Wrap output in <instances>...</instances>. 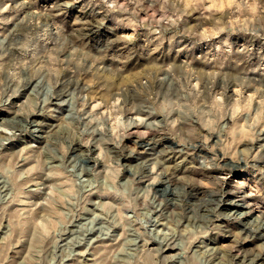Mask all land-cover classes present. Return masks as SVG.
Masks as SVG:
<instances>
[{
    "label": "rangeland",
    "instance_id": "1",
    "mask_svg": "<svg viewBox=\"0 0 264 264\" xmlns=\"http://www.w3.org/2000/svg\"><path fill=\"white\" fill-rule=\"evenodd\" d=\"M20 2L21 0H0V5L12 4V8L0 16V19L16 18L12 25L5 27L11 28L27 10L16 9ZM56 2L63 6L59 9L61 14L57 21L64 22L68 30H71L70 21L74 19L93 21V25L83 34L86 41L92 42L88 48L93 50V55L99 54L101 48L107 55L101 62L104 70L102 75L94 69L85 74V69H79L75 65L61 68L64 57L48 54L55 47L53 31L50 29L45 34L46 40L35 41V55L41 60H47L45 78L54 95L46 101L35 87H31L7 99L9 108L13 109L30 102L34 94L39 95L41 100L24 121L25 131L9 140L0 150V169L15 166L14 173L0 174V220L3 223V227H0V239L10 230L16 234L13 242L21 233L25 238L23 243L8 253L9 264H13V258L18 254L23 256L28 251L27 238L32 232L31 219L41 214L56 215L68 209L74 213L66 218L68 222L59 234L37 240L36 250L42 255L34 256V259L39 260L40 264H49L53 257L56 258V264H61V260L63 264H95L92 256L113 245L116 237L125 231L123 227L109 226L106 233L101 229V225L106 223L103 220L95 222V230L84 226L92 220L94 212L99 213L102 208L119 202V197L113 193L114 186L130 191L134 188L145 190L147 186L144 181L133 184L131 180H125L126 174L128 177L139 175L140 162L137 161V167L134 168L123 163L124 160L135 159L134 156L122 154L118 162L108 152H93L84 147L81 134L71 126L64 127L67 122L77 120L74 109L79 105L76 102L71 106L59 102L69 95H85V83L89 86L93 100L106 93L110 94V89L114 86L111 82L116 79V72H109L108 69L118 65V71L128 72L129 68L136 65V68L143 71L136 72L133 69L128 73L129 77L139 79L145 72L155 74L150 77L151 85L148 90L155 91L157 95L170 94L172 98H176L182 94L186 78L193 75L203 78L205 72L222 67L227 73V98L217 101L219 110L223 111V105L229 102L228 98L235 95L232 89L236 84L233 81L238 79L242 83V97H247L243 110L251 111L257 121L264 120V106L258 103L264 98V91H260L264 89V28L259 30V34H253L255 29L248 31V25L237 20L229 23L230 30L227 31H216V27H222L221 24L208 31H201L202 26L209 25L211 21L205 19L207 11H202L195 0H186L182 11L180 6L172 3L144 0L141 7L135 9L138 14H133L134 6H129L127 12L109 10L105 14L102 6L90 4L89 0ZM119 3L123 4L124 0H119ZM34 6L37 10H42L40 0H36ZM216 12L223 15L224 5L217 7ZM251 12L255 14L256 7ZM238 25H243L245 30L238 31ZM93 45L97 47L93 49ZM159 75H164L167 79L162 81L158 78ZM127 82L128 77H125L122 86ZM221 83L220 80L216 81L218 88ZM236 108L239 109L240 105L237 104ZM11 117V111L0 107V120H10ZM255 130L259 132L258 128ZM176 131L184 135L188 129ZM163 135L160 134L161 137ZM260 135L264 136V133ZM222 140V136H217L211 144L213 149L218 150L216 160H213V151L198 143L193 152L182 158L184 162L203 160L206 166L210 165L204 172L208 179L223 177L215 195L209 192L207 186L196 189L198 193L211 195L216 205V214L212 218L211 231L196 240L191 245L192 250L204 253V264H217L221 257H224L223 264H264V248L261 247L264 246V160H252L248 163L241 161L236 164L234 157L229 158L224 150ZM157 142L176 144L177 149L182 147V144L177 143L175 131L168 134L167 141L158 139ZM259 143H264V140ZM61 145L64 146L63 150ZM19 152H23L24 158L17 161L14 157ZM136 152L140 156H148L147 148L136 146ZM172 159L176 157L173 156ZM33 166L36 171L26 175L24 179H16L18 174L27 172ZM69 169L74 171L69 172ZM156 187H160L159 193H156ZM172 188L170 184L154 186L153 194L167 197ZM50 191L54 192L51 198L48 196ZM73 196L79 197V211L71 208V205L65 207L61 199ZM46 199L51 207L41 206V202ZM192 207L199 208L200 203L193 202ZM126 214L132 215L131 212ZM16 224L19 227H15ZM176 243L173 241L171 244L161 245L151 236H145L139 241V245L149 254H157V264H166V257L181 250ZM85 250L86 256L72 255ZM108 250L111 251V248ZM69 255L72 258L65 259ZM167 264L175 262L168 261Z\"/></svg>",
    "mask_w": 264,
    "mask_h": 264
},
{
    "label": "clouds",
    "instance_id": "2",
    "mask_svg": "<svg viewBox=\"0 0 264 264\" xmlns=\"http://www.w3.org/2000/svg\"><path fill=\"white\" fill-rule=\"evenodd\" d=\"M35 2L36 0H21L16 5V9L27 10L11 28L5 26L12 25L15 17L0 19V107L12 112L10 120L7 118L0 120V150L9 140L15 139L25 131L24 121L31 115L32 109L41 103L40 96L34 94L30 102L13 109L9 108L7 99L31 87H35L46 101L54 95L45 78L47 60H41L35 55V41L46 40L45 34L50 29L53 31L55 47L48 54L64 57L63 63L60 64L61 68L75 65L79 69H85V74L93 69L101 75L104 71L101 62L107 55L106 52L101 48L99 54L93 55V50L88 48L92 42L86 41L83 35L93 25V21L74 19L70 21L71 30H68L64 22L57 21L62 5L56 0H40L42 10H37ZM89 2L102 6L105 14L109 10L127 12L129 6H134L133 14H138L135 9H139L144 0H124L123 4H120L119 0ZM160 2L178 5L182 11V5L186 0H153V3ZM195 2L202 11H207L205 19L211 21L209 25L202 26L201 31H208L217 24L222 25L216 27L217 32L227 31L230 30L229 23L237 20L248 25V31L255 29L253 34H259V30L264 28V0H195ZM220 5H224L223 15L216 12ZM253 7L257 9L255 14L251 12ZM11 8V3L0 5V16ZM237 30L245 29L243 25H238ZM96 47L97 45H93V49ZM118 68L117 65L108 69L109 72H116V79L111 82L114 86L110 89V94L106 93L93 100L89 86L85 83L83 85L85 95H69L67 99L61 98L59 101L70 106L74 102L79 105L74 109L77 120L67 122L64 127L71 126L78 131L84 147L93 152L97 150L108 152L114 155L118 162L122 154L134 156L135 159L124 160L123 163L135 168L139 161V175L128 177L126 174L125 180H131L133 184L144 181L147 186L144 191L138 188L130 191L114 186L113 193L119 197V202L92 214V220L84 226L89 230H95L94 225L98 220L106 222L101 225V229L106 233L109 226L125 229L113 241L114 246L109 245L94 254L92 260L95 264H157V254H149L139 245L141 239L151 236L161 245L176 241V246L180 247L181 250L175 255L165 258L166 264L168 261H174L175 264H204V253H199V250L194 252L191 245L203 234L211 231L210 225L216 214V205L211 195L198 193L196 189L207 186L209 192L215 195L223 177L208 179L204 172L210 165L206 166L203 160L184 162L182 158L193 152L194 146L198 143L201 147L213 151V160H216L218 150L213 149L211 144L215 137L222 136L224 150L227 151L229 158L234 157L236 164L241 161L248 163L252 160H264L262 155L264 143H259L260 140H264V136L260 135L264 133V127H261L264 120L257 121L251 111L243 110L247 97H242V83L238 79L233 81L236 84L232 89L235 95L228 98L229 102L223 105V111L219 110L217 101L227 98V73L222 67L216 71L205 72L203 78L195 75L186 78L182 85V94L176 98H172L170 94L157 95L155 91L148 90L151 85L150 77H154L155 74L145 72L139 79H133L128 73L133 69L136 72L143 69L133 65L128 72H123L118 71ZM125 77H128V82L122 86ZM158 78L162 81L167 79L164 75H159ZM217 80L222 81L219 88ZM258 103L264 106V98ZM237 104L240 105L239 109L236 108ZM181 128L188 131L180 135L176 130ZM257 128L259 132L255 130ZM174 131L177 143L182 144L181 148L177 149L173 143L157 142L158 139L167 141L168 134ZM161 133L164 134L162 137ZM136 146L147 148L148 156H140L136 152ZM63 147L61 145V150ZM173 156L176 159L173 160ZM23 158V152L17 153L14 157L17 161ZM36 170L33 166L27 172L18 174L16 179H24L26 175ZM73 171L74 169H69V172ZM14 172L15 166L0 169V174L3 175ZM164 184L173 186L169 195L167 197L154 195L153 187ZM60 187L63 188V185ZM155 191L159 193L160 187H156ZM53 195L52 191L48 193L50 198ZM61 199L65 207L71 205V208L79 211L78 196ZM205 201L206 203H203ZM193 202L200 203V207L193 208ZM45 205L51 207L47 199L41 202V206ZM107 208L111 210H106ZM127 212H131L132 215H127ZM71 215L74 213L68 209L56 215L49 213L33 217L32 232L27 238L28 251L23 256L18 254L14 257L13 264H40L39 260L34 259V256L42 255L36 250L37 240L59 234L68 222L66 218ZM0 227H3L2 220ZM15 227L19 225L16 224ZM15 235L10 230L0 239V264H9L8 253L24 242L23 233L16 236L13 242ZM72 255L83 257L87 255V250ZM72 255L65 256V259L72 258ZM223 260L224 257H221L217 264H223ZM49 264H56V258L53 257Z\"/></svg>",
    "mask_w": 264,
    "mask_h": 264
},
{
    "label": "bare ground",
    "instance_id": "3",
    "mask_svg": "<svg viewBox=\"0 0 264 264\" xmlns=\"http://www.w3.org/2000/svg\"><path fill=\"white\" fill-rule=\"evenodd\" d=\"M169 140V139H168Z\"/></svg>",
    "mask_w": 264,
    "mask_h": 264
}]
</instances>
